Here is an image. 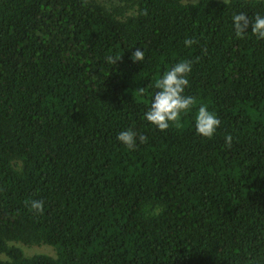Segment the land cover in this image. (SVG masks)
Segmentation results:
<instances>
[{
    "label": "trees",
    "instance_id": "trees-1",
    "mask_svg": "<svg viewBox=\"0 0 264 264\" xmlns=\"http://www.w3.org/2000/svg\"><path fill=\"white\" fill-rule=\"evenodd\" d=\"M239 13L264 0H0V264H264V39ZM180 60L211 139L199 103L143 118Z\"/></svg>",
    "mask_w": 264,
    "mask_h": 264
},
{
    "label": "clouds",
    "instance_id": "clouds-1",
    "mask_svg": "<svg viewBox=\"0 0 264 264\" xmlns=\"http://www.w3.org/2000/svg\"><path fill=\"white\" fill-rule=\"evenodd\" d=\"M251 23L252 33L258 38L264 39V15L256 14L249 18L245 13H239L233 16V26L237 35L245 34V30ZM194 41L186 38L184 44L190 47ZM132 61L142 62L144 53L140 48L132 52ZM112 61V57H107ZM192 71V63L188 60H180L167 68L162 74H159L155 79V87L157 91L152 97L148 110L144 113L143 118L150 122L153 126L161 131L167 130L173 124H179L181 118L190 113L194 106L199 102L190 95L186 94V89L190 87L188 79ZM143 89L140 92L143 93ZM221 125L218 115L209 110L207 104L199 103L194 115V126L197 134L213 138L217 129ZM137 134L131 130L121 131L117 139L127 148L134 149L136 145ZM147 137L139 136L141 143L146 142ZM226 143L230 146L232 136L229 134L225 137ZM31 208L37 211H43V203L39 200L31 202Z\"/></svg>",
    "mask_w": 264,
    "mask_h": 264
},
{
    "label": "rangeland",
    "instance_id": "rangeland-1",
    "mask_svg": "<svg viewBox=\"0 0 264 264\" xmlns=\"http://www.w3.org/2000/svg\"><path fill=\"white\" fill-rule=\"evenodd\" d=\"M195 1L196 0H185V2H195ZM29 249L28 251L30 252H39V253H48V254L54 253L53 248L49 245H37V246L32 247V249L30 250Z\"/></svg>",
    "mask_w": 264,
    "mask_h": 264
}]
</instances>
